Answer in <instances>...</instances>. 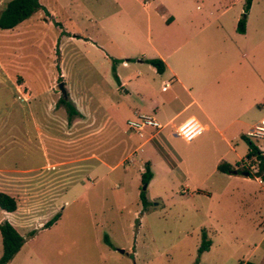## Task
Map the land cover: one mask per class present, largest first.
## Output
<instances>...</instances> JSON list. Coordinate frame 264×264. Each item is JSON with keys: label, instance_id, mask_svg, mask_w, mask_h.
<instances>
[{"label": "rangeland", "instance_id": "374dc122", "mask_svg": "<svg viewBox=\"0 0 264 264\" xmlns=\"http://www.w3.org/2000/svg\"><path fill=\"white\" fill-rule=\"evenodd\" d=\"M7 1L0 0V11ZM145 1L39 0L41 8L14 30L0 29V64L9 65L0 69L8 74L0 79V105L6 95L24 104L36 93L60 97L62 81L66 98L84 110L83 124L88 123L90 132L88 149L86 141H78L81 121L67 134L68 140L73 137L72 146L61 143L50 150L49 140L44 139L45 155L59 161L72 157L75 162L43 170L40 185L25 183L28 193L33 194L34 185L41 187L36 189L40 196L32 203L35 206L24 214L0 211V223L9 221L23 238L20 250L6 264H237L244 260L264 264V182L254 175L216 169L220 161L233 164L245 156L246 141L237 138L230 147L205 132L186 142L173 134L171 125L161 123L163 128L148 130L143 142L126 125L139 114L133 111L138 104L148 106L133 90L136 79L150 82L160 100L169 95L160 90L161 76L136 63L138 52L149 47L147 17L158 23L157 2L143 7ZM162 1L172 6L180 0ZM186 1L188 13L210 17L213 0ZM160 37L153 33L156 45ZM100 44L112 56L134 58L119 66L124 88L114 78L112 59L99 57ZM83 91L90 94V101ZM23 116L29 130L25 138ZM8 129L6 135L4 127L3 138L0 133V141L8 145L4 164L10 169L42 165V152L33 145L29 112L11 109ZM27 138L31 144L22 148ZM252 142L264 153V139ZM244 158L241 166L255 174L256 160L247 165ZM146 161L152 164L153 177L145 188L144 207L139 188L140 168L143 171ZM203 235L210 245L199 253Z\"/></svg>", "mask_w": 264, "mask_h": 264}, {"label": "crops", "instance_id": "0c3cea01", "mask_svg": "<svg viewBox=\"0 0 264 264\" xmlns=\"http://www.w3.org/2000/svg\"><path fill=\"white\" fill-rule=\"evenodd\" d=\"M154 1L157 2L156 6L159 9L158 23L153 24L151 16L147 17L144 28L145 42L149 47L142 48L143 50L138 52L135 59L137 64L146 65L161 76L160 90L165 93L169 91V95L165 100H160L150 82L146 79H136L133 90L140 101L147 103L148 106L138 104V108L133 111L151 114L160 123L171 125L173 128L188 117H194L204 127L200 135L208 132L213 141L217 140L231 147V141L237 138L243 139L246 132L264 117V0H252L246 14L244 33L236 30L237 22L243 13L244 0H213L208 19L205 16L188 13L189 7L186 0H180L172 6L163 3L162 0H146L141 4L147 7ZM197 8L200 7L197 6ZM231 10H233L232 13L227 15ZM155 32L161 36L158 45L153 40ZM100 48L102 50H98L99 57L103 60L111 58L112 63L115 61V72L120 81L119 87L124 88L119 66L126 65L134 58L124 54L112 56L104 50L102 44ZM151 58H159L164 62L165 69L162 73H157L155 68L146 62V59ZM7 66L9 65L0 64V69H6ZM2 76H8V74L1 72L0 79ZM137 76H142L140 71H137ZM165 83H169V86L163 90ZM124 91L127 92V89ZM83 92L87 93L86 102L90 101L92 99L90 94L87 91ZM58 99L59 97L40 93L29 96L26 104L10 95L3 96L1 99V138H3L4 127L8 135L11 109L27 110L32 117L35 134L34 148L42 152L44 157L42 165L38 167L10 169L3 162L4 155L8 152V145L0 141V191L14 197L17 202V208L13 212L0 209L5 215L24 214L35 206L32 203H35L36 197L40 196L36 193V189L41 186L34 185L33 194L28 193L26 182H38L40 185L43 170L56 166H68L75 162V158L72 157L59 161L45 155L43 151L47 150V147L44 139L49 140L50 150L57 149V145L61 143L65 147L72 146L73 137L68 140L67 134H70L76 122L81 121L78 141H86L87 149L89 148L90 132L88 123L83 124L86 121L84 110L76 107L75 100L70 99L79 114L74 116L77 118L68 120L65 108L57 105ZM82 101L84 102V99ZM8 102H12V105L10 106ZM185 115H187L186 118L176 123ZM59 120L66 124L64 125L66 130L59 125ZM21 124V133L25 138L29 130L26 129L24 116ZM55 133H59L61 137L64 135L65 138L56 137ZM30 144L27 138L22 148H29ZM86 157V160L91 158ZM244 157L239 156L236 162H240ZM174 168L178 169V161L175 162ZM141 169L142 167L140 173ZM72 170L73 167L70 168L71 174ZM67 171L68 169H65V173ZM260 182L258 180V183ZM207 194L210 195V193ZM254 249L258 247L255 246Z\"/></svg>", "mask_w": 264, "mask_h": 264}, {"label": "trees", "instance_id": "16d2710c", "mask_svg": "<svg viewBox=\"0 0 264 264\" xmlns=\"http://www.w3.org/2000/svg\"><path fill=\"white\" fill-rule=\"evenodd\" d=\"M252 0H244L243 4V15H241L240 19L237 22L236 30L239 33L245 32V21L246 14L251 6ZM41 8L39 0H9L5 4V6L0 11V29H12L23 20L29 18L33 13ZM146 62L153 66L157 73H162L165 69L164 62L159 58H151L146 59ZM115 61H113L112 71L114 73V78L118 85H120V81L115 72ZM57 105H62L65 108L67 113L68 120H71L74 116H77L79 113L75 108V105L70 99H67L63 95H61L57 101ZM248 145V151L245 154V158H254L256 160L257 171L255 174L250 172V169L247 167L241 166V162H236L235 164H230L226 161L218 162L216 169L219 172L239 175L245 174L248 172V176L254 175L259 177L262 182H264V153L260 151L258 146L253 143L246 136L243 137ZM151 163L146 161L144 163L143 171L141 172V183H140V192L139 198L141 200L142 205L147 206V200L145 196V189H143L144 185H147L151 178L153 177V173L151 171ZM17 208V202L14 197L10 196L7 193L0 191V209L6 212H13ZM59 216V213L56 214L51 220L47 221L44 224V227L50 226ZM0 234H1V243H2V253L0 256V264L8 263L20 250L23 244V238L16 230V228L9 223L8 221H3L0 223ZM105 240H107V236H105ZM210 242L205 239V235H203L202 243L198 249L199 253L208 250ZM237 264H256L252 261H239Z\"/></svg>", "mask_w": 264, "mask_h": 264}, {"label": "built area", "instance_id": "2783aa9c", "mask_svg": "<svg viewBox=\"0 0 264 264\" xmlns=\"http://www.w3.org/2000/svg\"><path fill=\"white\" fill-rule=\"evenodd\" d=\"M169 83H165L162 89H166ZM126 125L130 131L134 134L139 135V137L144 138L147 141L146 132L148 130L160 131L163 125L151 114L139 113L132 119L126 121ZM204 131L203 125L199 123L194 117H188L182 123L174 128L173 134L180 137L186 142H190L196 137H198ZM245 136L253 140H263L264 139V117L249 129ZM250 158H244V162L248 165ZM261 181V180H260Z\"/></svg>", "mask_w": 264, "mask_h": 264}, {"label": "water", "instance_id": "95a60500", "mask_svg": "<svg viewBox=\"0 0 264 264\" xmlns=\"http://www.w3.org/2000/svg\"><path fill=\"white\" fill-rule=\"evenodd\" d=\"M58 90L60 91V93L66 97L67 96V93H66V90H65V87H64V83L61 81L58 83ZM245 175L248 176V172H245ZM147 185H144L143 186V189L146 188ZM120 252H123L122 250H119Z\"/></svg>", "mask_w": 264, "mask_h": 264}]
</instances>
